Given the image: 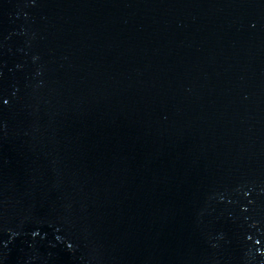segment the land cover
<instances>
[{
	"label": "water",
	"instance_id": "water-1",
	"mask_svg": "<svg viewBox=\"0 0 264 264\" xmlns=\"http://www.w3.org/2000/svg\"><path fill=\"white\" fill-rule=\"evenodd\" d=\"M0 264H264V0H0Z\"/></svg>",
	"mask_w": 264,
	"mask_h": 264
}]
</instances>
